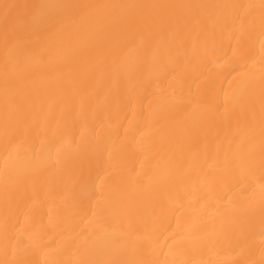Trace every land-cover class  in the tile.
Returning a JSON list of instances; mask_svg holds the SVG:
<instances>
[{
    "label": "bare ground",
    "instance_id": "6f19581e",
    "mask_svg": "<svg viewBox=\"0 0 264 264\" xmlns=\"http://www.w3.org/2000/svg\"><path fill=\"white\" fill-rule=\"evenodd\" d=\"M0 264H264V0H0Z\"/></svg>",
    "mask_w": 264,
    "mask_h": 264
}]
</instances>
